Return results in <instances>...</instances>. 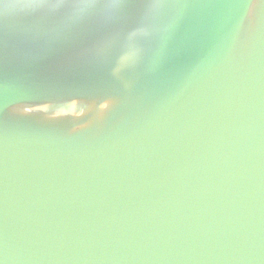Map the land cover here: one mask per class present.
<instances>
[{
    "label": "water",
    "instance_id": "1",
    "mask_svg": "<svg viewBox=\"0 0 264 264\" xmlns=\"http://www.w3.org/2000/svg\"><path fill=\"white\" fill-rule=\"evenodd\" d=\"M0 264H264V0H149L115 21L3 17ZM121 39L103 55L96 48Z\"/></svg>",
    "mask_w": 264,
    "mask_h": 264
},
{
    "label": "clouds",
    "instance_id": "2",
    "mask_svg": "<svg viewBox=\"0 0 264 264\" xmlns=\"http://www.w3.org/2000/svg\"><path fill=\"white\" fill-rule=\"evenodd\" d=\"M123 2L124 0H13L12 3L3 4V17L13 21L18 18L63 15L66 24H80L91 18L103 23H111L117 19ZM164 6V0H149L144 12V21L123 37L126 51L119 56L115 73L136 64L142 52V48L137 44L138 39H146L153 33H159L157 52L146 66L149 71L154 68L155 57H158L159 52L162 51L166 34L171 28L170 23L155 22ZM119 39L121 37L118 34L109 35L97 46L96 54H105Z\"/></svg>",
    "mask_w": 264,
    "mask_h": 264
}]
</instances>
